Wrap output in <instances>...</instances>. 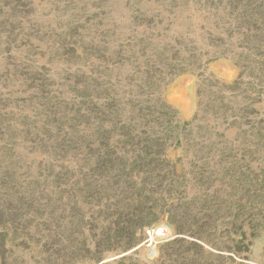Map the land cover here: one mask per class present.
I'll list each match as a JSON object with an SVG mask.
<instances>
[{"label": "rangeland", "instance_id": "374dc122", "mask_svg": "<svg viewBox=\"0 0 264 264\" xmlns=\"http://www.w3.org/2000/svg\"><path fill=\"white\" fill-rule=\"evenodd\" d=\"M260 64L264 0H0V264H264Z\"/></svg>", "mask_w": 264, "mask_h": 264}, {"label": "trees", "instance_id": "16d2710c", "mask_svg": "<svg viewBox=\"0 0 264 264\" xmlns=\"http://www.w3.org/2000/svg\"><path fill=\"white\" fill-rule=\"evenodd\" d=\"M210 62L211 61L203 63L200 61L199 63H196V66L199 68V72H200L198 76H200V77L204 76L205 68H206L207 64H209ZM263 67L264 66L262 64L259 65L261 72H263ZM185 74H195V73L184 68L182 70H179L177 73H175L174 77L185 75ZM259 83H260V81H259ZM259 83H258L259 89L256 93L258 96L262 95V93H263V87H262L261 83L260 84ZM158 95H159L158 100L161 103L162 107L167 108V109H171V106L162 98V92H160ZM210 114H213V113L211 112ZM194 121H196V118ZM194 121L193 122H185L184 124L186 126H192L194 124ZM177 123H179V122H177ZM136 158L140 159V161H142V158L140 156H138ZM137 163H138V160L135 161L134 165ZM131 169L133 171H135L133 168H131ZM172 170H174V169H172ZM150 224H151V221L147 217L141 216L140 214L133 215V217L127 222L126 226L119 229V231H121V233H122V237H123V240L125 242L123 247H122V251H129L130 249L137 247L142 242V236L148 230L146 228L149 227ZM153 228H155V227H153Z\"/></svg>", "mask_w": 264, "mask_h": 264}, {"label": "built area", "instance_id": "2783aa9c", "mask_svg": "<svg viewBox=\"0 0 264 264\" xmlns=\"http://www.w3.org/2000/svg\"><path fill=\"white\" fill-rule=\"evenodd\" d=\"M164 231L165 230L163 228H160V227L148 229L146 231L147 244L148 245L152 244L154 239L165 237Z\"/></svg>", "mask_w": 264, "mask_h": 264}]
</instances>
